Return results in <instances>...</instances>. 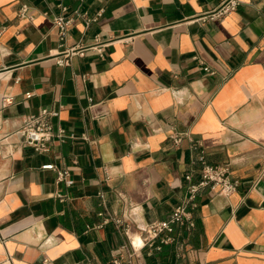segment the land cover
<instances>
[{
    "label": "crops",
    "instance_id": "crops-1",
    "mask_svg": "<svg viewBox=\"0 0 264 264\" xmlns=\"http://www.w3.org/2000/svg\"><path fill=\"white\" fill-rule=\"evenodd\" d=\"M223 1L0 0V264H111L126 239L114 215H133L138 243L183 200L190 138L230 164L238 190L202 188L195 225L134 264H264V0L213 18ZM77 8L103 12L71 24L66 46L86 49L60 65L53 18ZM44 108L75 137L38 152L18 130Z\"/></svg>",
    "mask_w": 264,
    "mask_h": 264
},
{
    "label": "built area",
    "instance_id": "built-area-1",
    "mask_svg": "<svg viewBox=\"0 0 264 264\" xmlns=\"http://www.w3.org/2000/svg\"><path fill=\"white\" fill-rule=\"evenodd\" d=\"M239 2L240 0H224L212 13V17L221 18L225 16L234 11L238 7ZM62 9L66 10L67 6L62 5ZM102 12L103 10L99 11L95 16H89L86 11L77 8L71 16L63 14L55 15L53 22L58 29L60 45L66 46L70 26L76 18H81L85 24V28H87L92 22L98 20ZM18 15L29 20H33L34 18L30 11V6L27 3L21 5ZM1 33L2 31H0V35ZM95 47H99V51L103 50L102 45ZM85 49L83 45L66 46L63 52L57 55V62L60 65H68L73 55H84ZM27 96H31V92H28ZM59 114L60 111L58 110L44 108L39 113L27 115L18 130L23 138L24 144L32 147L35 151L44 152L48 151L50 145L56 140L63 142L69 137H75L74 134H69L64 127L59 126L58 129H54L52 118L59 116ZM170 137L176 146H180L184 138V133L174 131ZM190 140V163L193 168L186 175L188 187L183 200L173 209L167 218L156 219L144 224L139 232L140 237L138 243L132 236L136 231L134 230L135 221L133 215L130 212L123 215H114L112 220L118 230L125 235L126 239L120 245L121 252L112 259L111 264H134L135 259L141 255L142 250L151 244L153 240L159 238L162 243L175 242L177 239L172 235V232L175 230L176 225L187 224L189 227H193L195 222L192 216V209L197 205L196 199L202 188L208 187L214 193L224 196H230L238 190L240 180L233 176L230 164L227 162H209L206 149L202 143L192 138ZM43 168L54 169L57 172L58 181L71 183L67 168H59L53 163L46 164ZM195 172L199 175L197 181H194Z\"/></svg>",
    "mask_w": 264,
    "mask_h": 264
}]
</instances>
